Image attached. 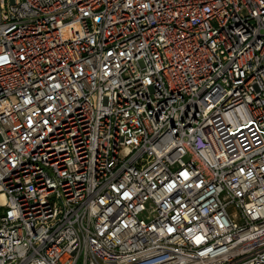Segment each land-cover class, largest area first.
Masks as SVG:
<instances>
[{
  "label": "built area",
  "instance_id": "1",
  "mask_svg": "<svg viewBox=\"0 0 264 264\" xmlns=\"http://www.w3.org/2000/svg\"><path fill=\"white\" fill-rule=\"evenodd\" d=\"M0 264H264V0H0Z\"/></svg>",
  "mask_w": 264,
  "mask_h": 264
}]
</instances>
